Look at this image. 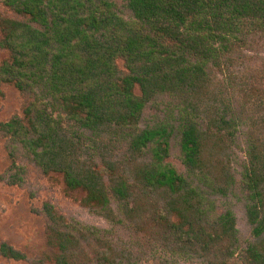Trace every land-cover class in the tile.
<instances>
[{
  "label": "trees",
  "instance_id": "trees-1",
  "mask_svg": "<svg viewBox=\"0 0 264 264\" xmlns=\"http://www.w3.org/2000/svg\"><path fill=\"white\" fill-rule=\"evenodd\" d=\"M123 1L129 19L112 0H3L19 19L0 18V96L4 85L34 95L0 124L10 164L21 149L66 197L142 237L150 264H264V89L229 73L248 38L264 34V0ZM159 97L178 116L188 178L168 161L171 124L139 127ZM240 128L254 239L245 249L234 213H217L208 193L233 182L225 157ZM111 149L125 153L96 160ZM44 212L42 264H121L107 235ZM0 256L25 259L7 244Z\"/></svg>",
  "mask_w": 264,
  "mask_h": 264
},
{
  "label": "rangeland",
  "instance_id": "rangeland-1",
  "mask_svg": "<svg viewBox=\"0 0 264 264\" xmlns=\"http://www.w3.org/2000/svg\"><path fill=\"white\" fill-rule=\"evenodd\" d=\"M112 2L116 6L118 15L129 19L131 14L125 2L123 0H112ZM0 18L19 19L3 5V0H0ZM4 57L5 54L0 52V60ZM235 57L237 61L229 69V73L233 75L231 78L236 82L241 80L249 88L260 86V89H264V34L250 36ZM221 78L220 75L218 79ZM1 91L0 124L13 117H21L24 107L34 98L33 94H22L8 85H4ZM171 110L167 98L159 97L150 101L143 111L139 127L145 129L158 123L171 124L173 132L168 161L180 175L188 178L181 159L180 135L176 129L178 116ZM246 135L247 130L240 128L233 146L225 157L233 177L232 184L225 188L223 193L208 192L217 213L221 214L227 210L234 213L241 249L254 242L252 228L246 215L250 202L242 184L247 163ZM8 144L7 138L0 131V246L7 244L23 254L25 259L23 262H13L0 256V264H42L41 257L45 252V232L48 226L44 212L46 205L52 207L70 223L97 229L107 235L123 254L121 264H150L152 255L142 237L126 226H110L92 210L66 197L60 178L55 180L45 175L32 157L19 148L12 151L15 162V166H12L8 159L11 151ZM113 151L111 149L94 155L96 160L102 161L120 158L125 153L124 149L115 153ZM180 264H198V262L183 261Z\"/></svg>",
  "mask_w": 264,
  "mask_h": 264
}]
</instances>
